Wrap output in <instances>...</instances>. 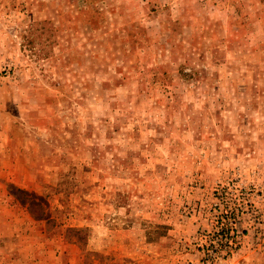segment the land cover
Masks as SVG:
<instances>
[{
    "label": "rangeland",
    "instance_id": "1",
    "mask_svg": "<svg viewBox=\"0 0 264 264\" xmlns=\"http://www.w3.org/2000/svg\"><path fill=\"white\" fill-rule=\"evenodd\" d=\"M0 264H264V0H0Z\"/></svg>",
    "mask_w": 264,
    "mask_h": 264
}]
</instances>
